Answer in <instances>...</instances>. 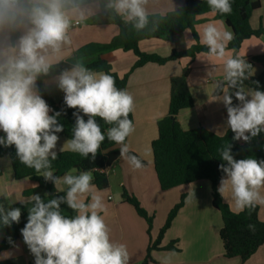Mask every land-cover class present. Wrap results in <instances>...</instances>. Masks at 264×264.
<instances>
[{
  "label": "clouds",
  "instance_id": "obj_1",
  "mask_svg": "<svg viewBox=\"0 0 264 264\" xmlns=\"http://www.w3.org/2000/svg\"><path fill=\"white\" fill-rule=\"evenodd\" d=\"M95 0H0V145L15 147L21 164L35 169L46 181H52L57 191L61 182L67 186L66 195L45 201L39 194L19 200L28 206L27 223L21 229L24 243L34 256L35 264H128L126 245L113 242L110 229L100 214L105 210L102 197L92 184L90 171L71 169L62 178L54 176L52 161L64 130L58 123L59 112L52 109L41 95L37 81L49 76L54 63L59 62L66 46L71 45V29L85 24L96 13ZM149 0H107L104 9L119 16L125 24L137 31L148 27ZM213 13L227 15L232 12L230 0H207ZM152 30L159 20L151 21ZM234 38L227 27L208 23L199 33V42L206 46V57L223 61L224 76L215 85L214 100L223 102L227 109V125L233 139L245 142L264 132V91L246 89L247 69L251 67L239 56L227 55V45ZM193 41V40H192ZM57 87L64 93L68 108L74 113L73 137L66 142L67 150L82 157L91 154L94 159L105 134L96 118L111 125L107 139L121 145L119 154L133 169L143 167L136 155L129 154L125 143L134 131L129 114L135 110V101L127 90L116 86L114 77L86 67L76 60L59 72ZM231 89H236L231 93ZM222 93V94H220ZM233 95L240 103L233 105ZM250 97V99H249ZM83 113V115H80ZM84 116L88 119L85 120ZM65 151V147L60 149ZM219 165L225 174L218 192L227 191L235 209L240 212L257 204H264V160L235 159L228 144L219 149ZM47 195V194H46ZM91 197L85 202V197ZM7 198V197H5ZM61 204H66L75 215L67 216ZM21 208L5 209L0 204V224L19 223ZM254 230L255 226L249 224ZM9 243L13 241L8 238ZM11 253L0 254L8 259Z\"/></svg>",
  "mask_w": 264,
  "mask_h": 264
},
{
  "label": "crops",
  "instance_id": "obj_2",
  "mask_svg": "<svg viewBox=\"0 0 264 264\" xmlns=\"http://www.w3.org/2000/svg\"><path fill=\"white\" fill-rule=\"evenodd\" d=\"M100 1L94 2L96 13L93 17L101 13ZM184 5L185 0H149L146 7L150 15H165ZM90 21L91 19L85 24L74 25L70 32L71 45L65 47L59 62L54 65L70 59L77 50L91 43L108 44L119 34V27L113 22L94 25ZM221 22L234 34L233 29L224 20L217 18L216 14L211 12L198 17V23L195 26L197 37L192 30L187 29L173 38L142 41L139 48L143 53L166 58L174 51L183 52L197 44L202 45L199 42V33L203 26L215 23L219 27ZM250 25L255 30L264 28V0H261L260 8L253 12ZM228 45L227 55L239 56L245 61L264 55V36L244 41L238 50L230 49ZM102 58L109 62L113 71L119 76L129 72L137 60L133 52H124L121 49L105 53ZM250 65L247 73L251 76L257 77L263 73L264 68L261 65ZM186 68L190 69L188 86L194 100V107L180 112L178 115L180 125L185 131L203 127L219 136L228 132L227 109L222 101L214 100L217 95L215 85L218 81H222L224 76L222 60L215 57L209 58L200 53L193 58L183 57L163 65L148 63L137 68L131 73L126 86V90L132 94L135 101V110L132 113L135 131L127 138L126 144L130 152L135 153L146 164L140 169H133L121 157L108 170L101 171L109 179V187L105 190L96 187L95 173L91 172L92 184L95 185V191L102 197L105 205V210L100 214L110 229L113 242L126 245L129 253L128 264H141L147 256L149 245L158 237L170 211L181 197L186 195L184 207L166 232L162 242V246L166 247L171 242L177 241L179 250L154 251L153 262L150 264H264V245L246 262L239 257H225L220 238L223 227L222 217L213 206L212 185L209 181H199L168 191H163L160 187L154 165L152 144L159 135L158 122L169 114L171 80L181 76ZM45 88L56 103L63 100L64 93L57 87L56 77L47 80ZM239 103L236 100V105ZM58 137L55 149L57 154L61 153L60 149L63 145L65 147L63 152H71L67 150L66 144L70 139ZM239 141L244 142L243 139ZM0 164L2 167L0 204H3L6 210L19 203V200L27 198L24 196L26 191H35L34 194H39L45 201L49 199L47 191L39 188L38 183L30 179H15L11 161L7 155L2 157ZM59 187L64 191H57L54 185L56 192L66 193V185L61 182ZM123 189L135 196L149 215L154 216L150 232L147 222L131 205L122 201ZM261 194L264 195V189L261 190ZM222 198L234 213H239L234 207L230 191H227ZM90 200V195L85 197L86 203ZM257 205L259 218L264 221V204ZM26 207L28 211V206ZM61 209L65 215H69L66 209ZM6 230L7 226L0 224V244ZM5 252L11 253V257L0 259V264H35L34 256L24 243L22 234L16 246Z\"/></svg>",
  "mask_w": 264,
  "mask_h": 264
},
{
  "label": "trees",
  "instance_id": "obj_3",
  "mask_svg": "<svg viewBox=\"0 0 264 264\" xmlns=\"http://www.w3.org/2000/svg\"><path fill=\"white\" fill-rule=\"evenodd\" d=\"M107 0H101V13L91 19L92 24H104L113 22L119 27V34L108 44L91 43L79 50L74 55L63 62L55 64L50 75L41 77L37 81V87L46 100L52 113H60L57 117L58 123L64 126V130L56 133L58 136L71 139L73 137L72 129L75 125L74 113L78 109L68 108L64 98L60 103H56L47 93L45 83L47 80L57 77L59 72L70 67L76 60H82L86 67L96 72H104L114 77L116 86L119 89L126 90L128 79L133 71L148 63L163 65L172 60L182 59L183 57H195L200 53H206L207 48L204 45L197 44L183 52L174 51L171 56L162 58L153 54L143 53L139 44L142 41L150 39L173 38L187 29L193 31L195 37V26L198 23V17L211 13L207 0H185V5L174 12L165 15H149V25L142 31H137L131 24H125L119 16H115L110 11L104 9L103 5ZM232 12L227 15L215 13L216 17L224 20L234 31V38L229 43L228 48L238 50L244 41L253 37L264 36V28L255 30L250 25V18L253 12L260 8L261 0H230ZM213 13V12H212ZM159 20V27L153 31L151 21ZM124 52H133L137 58L129 72L119 76L113 71L112 66L102 56L105 53L115 50ZM248 64H258L264 68V55L251 58L246 61ZM190 69L186 68L183 74L171 80V96L169 114L158 122V138L152 144L154 154V165L157 173L160 187L163 191L189 185L199 181H209L212 185L213 206L222 217L223 227L220 231V238L223 243L225 257H239L243 262L249 260L261 246L264 245V221L259 218V206L245 208L239 213H234L228 204H226L218 192L220 180L225 174L220 170L219 165L224 162L220 158L219 149L226 145L231 146V154L235 159L255 158L264 160V132L257 137L251 138L248 142H240L233 139L234 133L229 128L228 132L219 136L215 133L201 127L191 131H185L178 121L180 112L194 107V100L188 86V77ZM248 79L244 81V86L250 89L264 91V71L261 75L254 77L247 73ZM236 89H231L234 93ZM233 105H236V98L233 95ZM83 115V113H80ZM87 120L88 117L84 116ZM129 119L133 120L132 113ZM97 123L101 126L105 134V140L101 144L95 158L91 154L88 157H82L74 152L58 153V158L52 161L54 176L62 177L71 169L80 171H90L95 173V185L100 190L109 187L107 175L101 171L108 170L113 164L121 158L119 154L120 145L107 139V130L111 125L97 117ZM4 133L0 131V137ZM127 140V138H126ZM126 143V141H125ZM130 155H136L129 151ZM8 156L11 161L13 173L16 180L30 179L38 183L39 188L45 189L49 199L65 196L66 193L56 192L53 183H50L37 173L35 169L28 168L21 164L16 156L15 147H4L0 145V160ZM137 156V155H136ZM142 164L145 161L137 156ZM2 176V167L0 164V177ZM35 191H26L25 197L33 195ZM122 201L131 205L136 213L143 218L148 225V231L153 227L154 216L149 215L147 210L142 207L139 200L123 189L121 195ZM186 195H183L180 201L170 211L164 226L159 231L158 237L151 242L147 250V256L141 264H150L153 262L152 253L158 250L178 251L177 241L171 242L168 246H162L166 232L171 228L174 220L180 210L184 207ZM21 208L20 222L7 226L5 237L0 244V253L13 249L21 235V229L27 223L28 211L26 205L17 203L10 208ZM61 208L69 212L68 216H74L75 213L61 204ZM254 225L255 229L250 230L248 225ZM11 237L13 243L10 244L8 238Z\"/></svg>",
  "mask_w": 264,
  "mask_h": 264
},
{
  "label": "built area",
  "instance_id": "obj_4",
  "mask_svg": "<svg viewBox=\"0 0 264 264\" xmlns=\"http://www.w3.org/2000/svg\"><path fill=\"white\" fill-rule=\"evenodd\" d=\"M76 26H78V25H76Z\"/></svg>",
  "mask_w": 264,
  "mask_h": 264
}]
</instances>
